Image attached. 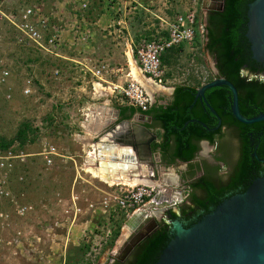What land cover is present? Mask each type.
Instances as JSON below:
<instances>
[{"label":"rangeland","instance_id":"374dc122","mask_svg":"<svg viewBox=\"0 0 264 264\" xmlns=\"http://www.w3.org/2000/svg\"><path fill=\"white\" fill-rule=\"evenodd\" d=\"M35 2H41L42 8L48 12L57 9L56 0H15L14 3H0V10L8 13L19 4ZM146 3L148 5L142 7L149 8L148 11L142 7L138 9L139 5L132 0L128 5L117 4L113 13L115 16L112 14L114 21L108 27L111 30L114 27L115 32L124 30L121 26H126L127 16H136L138 20L146 16L154 20V14L169 15L172 20L187 8L194 9L198 24H203V0H151ZM71 22L64 20L58 23L63 43L59 46L58 54H55L57 50L49 52L34 46L9 21L0 19V138L12 139L10 147L27 154L25 166H17V174L25 172V180L16 181L15 173L10 187L15 194L24 193L20 202L32 206L31 210L19 216L11 210V204L2 201L1 205L9 211L11 226L0 227V264H105L119 233L114 239L110 238L111 243L109 240L101 248L95 236H103L106 228L113 231L117 224L121 227L128 217L113 206H104L102 201L104 192L109 190L108 185L84 171L81 177L73 180L69 166H58L60 156H54L52 164L46 166L39 154L43 142L55 145L59 153H63V147L70 143L65 125L67 118H71L64 114L69 109L74 111V120L81 116L73 107L66 109L64 102L78 94H90V81L96 78L93 73L97 67L103 66L102 75L99 76H123L124 79L117 85H123L127 78L125 72L128 69L123 53L125 30L121 35H98V41L91 44L97 47L84 53L77 49L80 42L71 36L73 30L65 27ZM130 27L136 32L134 24L131 23ZM199 36L198 41L195 39L192 44H183L177 57L176 54L170 55L171 65L163 64L165 77L168 76L166 72L173 74L172 83L184 82L188 78L201 82L214 74V60L204 49L203 35ZM109 44L115 49L106 53ZM44 45L48 46L46 41ZM96 51L101 53L97 54ZM106 56L110 59L107 60ZM117 68H121L122 72ZM23 122L30 124L32 132L29 130L28 139L20 144L15 135ZM182 166L176 163L159 164L158 179L169 173L177 177V170ZM168 187L176 191L177 186L169 184ZM185 193L179 192V198H183ZM73 203L76 209H72ZM166 206V202L160 201L158 204H145L137 211Z\"/></svg>","mask_w":264,"mask_h":264},{"label":"water","instance_id":"95a60500","mask_svg":"<svg viewBox=\"0 0 264 264\" xmlns=\"http://www.w3.org/2000/svg\"><path fill=\"white\" fill-rule=\"evenodd\" d=\"M222 6L223 0H218L217 9ZM246 14L245 35L250 42L252 57L264 66V0L249 2ZM221 84L231 91L232 114L236 120L242 123L264 121V112L248 118L241 114L236 88L224 77H215L196 88L195 99L202 96L205 89ZM131 125L124 135L114 134L113 138H106L111 140L107 146L113 150L117 144L122 147L119 156L124 166L107 165L106 157L98 151L86 158L83 167L104 173L113 171L120 178L156 179L151 150L156 133L142 123ZM110 159L116 160L114 156ZM160 197L158 193L156 201ZM177 205L130 214L108 252V260L110 256L119 258L122 253L127 254L156 226V216L160 219L166 209L172 207L179 213ZM172 227V237L154 264H264V174L255 178L243 192L223 199L188 227L177 219L172 221Z\"/></svg>","mask_w":264,"mask_h":264},{"label":"trees","instance_id":"16d2710c","mask_svg":"<svg viewBox=\"0 0 264 264\" xmlns=\"http://www.w3.org/2000/svg\"><path fill=\"white\" fill-rule=\"evenodd\" d=\"M252 0H223L221 10L213 11L204 25V49L212 56L215 62L216 74H212L207 81L215 77H224L229 80L237 91V101L241 114L245 117H253L264 112V80L258 77H249L243 71L244 67L248 72L255 73L263 69L262 64L252 57L250 50V42L248 41L245 32L247 29V8L248 3ZM166 33L165 31L163 32ZM199 34H196V41L199 39ZM182 45L176 48L171 47L167 51L177 52L181 50ZM166 51V52H167ZM161 55L162 64H168L169 57L167 54ZM200 85L197 81L195 85H176L174 89V98L168 106L158 105L151 106L144 111L146 114H153L160 122L163 130L161 143L162 149L165 150L170 141L173 142V153L168 159L173 162L174 159L190 160L198 150L197 141L200 139H208L211 142L215 139V132L207 131V127L213 126L217 118L211 122L206 114L197 108V103H194L196 86ZM205 95L208 101L216 111V116H220L222 123L234 125L241 130V135L244 139L242 152L238 167L239 175L243 177L248 173L254 159L250 153L252 148L247 145V132L250 131L253 135H260V145L256 149V154L259 158H264V121L253 123H242L234 118L228 110V100L231 96V91L226 85H215L205 89ZM136 108L132 106H123V110H128L130 114ZM30 124L23 122L20 124L15 139L20 144H23L28 139ZM32 139V138H31ZM13 140H5L0 138V149L11 148ZM259 164V163H258ZM255 177L264 174L262 166L259 164ZM244 191V189H243ZM242 191V192H243ZM226 192H207V197L200 199L192 198L190 205L183 204L180 208L181 216L185 219H190L196 215L199 220L204 214L210 212L220 200H222ZM202 210V211H200ZM171 218H176L175 212H170ZM196 220H190L184 224L188 227ZM120 224H117L112 231V239L119 233ZM169 224L161 223L159 227L153 229L148 235L138 241L130 251L128 257L120 262L115 260L113 264H154L158 259L162 249L171 239ZM112 240L109 242L111 243Z\"/></svg>","mask_w":264,"mask_h":264},{"label":"built area","instance_id":"2783aa9c","mask_svg":"<svg viewBox=\"0 0 264 264\" xmlns=\"http://www.w3.org/2000/svg\"><path fill=\"white\" fill-rule=\"evenodd\" d=\"M11 3L15 0H0V3ZM91 0H56L57 9L51 12L45 11L42 8L41 2L31 4L18 5L11 12L0 10V19L4 18L9 21L18 30L22 37L30 41L36 47L45 48L49 52L55 54L59 52V46L62 42V31L59 22L64 20L63 8L69 6L72 16L71 23L65 24L73 31V37H78L79 42L92 35L86 28H79L76 20H84V13L90 8ZM53 20V21H52ZM53 22L50 24V22ZM164 33L157 32V35L146 39L141 38L134 45L133 51L136 58L137 66L143 76L152 80L156 84L167 86L169 84L165 77V71L161 62V55L171 47L192 44L195 41L196 34L201 36L204 33V24H198L196 12L194 9L187 8L183 12L175 15L172 20L165 21ZM46 38V39H45ZM46 41L48 46L44 45ZM77 42V41H76ZM103 66L97 67L94 71L95 76L101 74ZM121 71V68H117ZM5 75L6 72L4 71ZM127 77L123 85H112V91L118 94L126 103L132 105L144 112L148 110L152 104V96L147 91L146 87L137 78L134 77L130 68L125 72ZM207 82V78L201 81L200 84ZM46 166H50L53 157L59 155L55 145L48 142L42 143V148L39 152ZM27 154L16 152L12 148L0 149V227L6 228L11 226L9 211L1 204L5 202L11 204V210L17 215H23L32 209L28 203L20 202L19 199L24 196V193L15 194L10 187V180L13 176L15 168L19 165L25 166ZM16 181L23 182L25 180V172L15 176ZM103 198L104 206H113L121 210L126 216L136 212L145 204L155 203V196L160 193V188L156 185L137 183L134 185L117 182L109 185V190L105 191ZM179 199H161L166 202L167 206L178 204ZM112 203V204H109ZM72 209H76L73 203ZM113 208V209H114ZM79 210V209H78ZM104 210V209H103ZM19 233V232H17ZM98 237L97 244L101 248L102 244H106L112 237V230L106 228L103 236ZM33 238H31L32 240ZM14 242L17 239H13ZM10 242V241H9Z\"/></svg>","mask_w":264,"mask_h":264},{"label":"crops","instance_id":"0c3cea01","mask_svg":"<svg viewBox=\"0 0 264 264\" xmlns=\"http://www.w3.org/2000/svg\"><path fill=\"white\" fill-rule=\"evenodd\" d=\"M130 1L131 0H91L89 10H87V12L84 13V20H80V21L76 20V22L79 24V28L80 27H82L83 29L89 28L88 30L92 33V35L85 39H82L83 41L78 44L77 49L84 51V53L86 51H92V47L95 48L96 44L94 45L91 44L93 41L94 42L98 41L99 39L98 35H101V37H105L108 34L121 35V32L123 33L125 30V32L123 33V41H124L123 53L127 64L126 69L130 68V70L132 71L133 68H135L138 71L139 76L143 80H147L148 81L147 83L149 82L153 83L152 80H149L148 78L143 76L139 71L136 58L134 56L133 47L141 38L149 39L157 35V32L163 33L165 31L163 29L165 27L164 22L171 20L170 19L171 16L156 15L153 12L152 13L154 14V18H153L154 20H151L149 17L146 16L143 20H138L139 18H136V16L132 18L130 16H127V19L125 21L126 26L123 25L121 26L123 27L122 29L124 30L122 31L117 30V32H115L114 27L112 28L113 30H111V28H109L110 27L109 25L111 22L114 21L113 13L115 12L114 10V8H116L115 6H117V4L128 5ZM132 1H135L139 5L138 7L136 6L139 9V7L141 8L142 6L148 5L147 3L145 4V1H151V0H132ZM96 5L97 7H95ZM142 8L144 11L150 10L147 7H142ZM63 12H64V20H66V22L68 20H71L72 16L70 15L71 13L70 7L65 6L63 8ZM128 12L130 13L129 9ZM128 12L125 13L127 14ZM119 21L123 22L122 19H119ZM131 23L135 25L136 32L131 30L130 27ZM99 27L102 28V30H100ZM119 32L120 34H118ZM66 34L67 33H65V35ZM71 36L73 37V32L71 33ZM77 40L79 41L81 39L78 38ZM176 47L177 46H175L174 48ZM114 49L115 48H113L109 44L106 46V53L114 52ZM179 51L171 52V50H169L165 52L169 55L170 53L173 55L176 54L177 57V53H179ZM96 53L99 54L101 52L96 51ZM60 56L62 57L63 55L61 54ZM106 59L109 60L110 57L106 56ZM171 63L169 62L168 64H164V65L169 66L171 65ZM164 65L162 64V66ZM166 74H168V76L164 78L169 83L167 84V86L159 85L154 82L153 84L157 85L160 88L150 91L149 90L150 88L149 89L147 88L148 85L142 83L152 96L151 106L162 105L161 103L165 101V98L166 97L168 98L170 96L172 87L181 84L195 85L197 83L195 78L193 79L188 78V80L180 83H172L171 80L173 74L171 72L170 73L166 72ZM95 77H96L95 79L93 78L90 81L91 83L90 94L87 95L78 94L77 97L73 98L72 100H66V102H64L65 103L64 105L67 106L66 109H68L69 107H73L76 111L79 112L81 118L78 120H74L72 118L73 117L72 113H74V111L69 109L66 110L67 113H65L64 116L67 117L69 115V118H71V120L67 118L66 121L67 124L65 125L66 126L65 128L67 130L66 132L68 133V135H70V139H69L70 143L68 142L66 146L63 147L64 148L63 153L60 152L59 155L56 156H60V158H58L59 159L58 166H63L64 168L68 166L70 167V169L72 170L73 180L81 177L82 176L81 172L84 171L86 173H89L92 177H96L99 181L103 182L105 185L109 186L111 185L108 182L109 180L114 181L112 182L113 184V183H117L116 180L121 181L124 179H131V178L117 177L113 174V171H109L108 173H103V174H97V172H95L97 175H94L92 173L94 172V170H92L91 168L85 169L83 167L86 158L89 155L92 156L93 152L96 154V152L99 151L98 153L106 157L105 160L107 165L110 163L113 164L114 166H117V168L124 166V162L122 158L119 156L121 155L120 148L122 147L117 144V146L114 147L113 150V148L107 146V144L112 143L111 140H108L106 138L108 136L109 137L111 136L113 138L114 134L124 135L129 130V128L132 127L131 125L132 123L144 124L143 122H146V120H144L142 117V113L144 112L140 111L139 109H137L132 105H129L118 94L112 91L111 85H116L119 82H121L124 79L123 76L110 77L106 75L103 77L102 76H95ZM202 84L196 86V88H198ZM81 89H84V87H81ZM70 104L72 105L70 106ZM60 105L61 104H59V106ZM123 106H132L136 109L132 114H130L128 110H123L122 112ZM157 131L158 134L161 136L162 130L157 129ZM102 143L103 145H101ZM111 156H114L116 160L110 161ZM159 171H160L159 167L158 168L156 167V174H157L156 179L159 178L158 177ZM13 174H15V176L17 175V167L15 168ZM101 175L103 176L102 177L103 179L101 178ZM167 183L171 185L172 181L171 182L167 181ZM167 183H162V187H159L162 199H168V200L178 199L179 191L176 188H175L176 191L169 189L168 187L169 184Z\"/></svg>","mask_w":264,"mask_h":264},{"label":"flooded vegetation","instance_id":"af4514ba","mask_svg":"<svg viewBox=\"0 0 264 264\" xmlns=\"http://www.w3.org/2000/svg\"><path fill=\"white\" fill-rule=\"evenodd\" d=\"M205 1L206 0H203L201 12L203 14L202 22L204 25H207L209 15L213 11L221 10L222 8L217 9L218 0H207V2ZM214 64L215 62L213 63V68L215 71L214 74H216L217 70ZM262 67L263 69L258 70L255 73L248 72L245 67L243 71L250 78L258 77L259 79L264 80V66L262 65ZM175 87L176 86L172 87L170 96L168 98L166 97L165 101L161 103L163 106H168L173 100ZM194 100H196L194 101V103H197V108H201V110L206 114L211 122L214 121V118H217V120L213 126L207 127V131L215 132V139L213 140V142L208 139L198 140V150L190 160H181L176 158L173 162H169L168 159H170L173 153V142L170 141V145H168L167 148L163 150L161 146L163 137L162 135L160 136L157 131V129L162 130V128H160L161 126L159 120L153 114L142 113L143 119L146 120V122L143 123L152 132L156 133L157 136V140L152 142L151 144L155 167L158 168L159 164H182L183 166L177 170V177L175 176V179L172 181L171 185L177 186L175 188L179 192H186L185 196L182 198L183 202L181 203L180 201L177 205L179 213H176L171 207L166 209L165 213L162 214L160 219L158 218L159 216L157 217L155 215L156 226L152 228V230L159 227V225L163 223L169 224L170 233H172L173 220L177 219L183 224H187L190 220L197 219L196 215L191 216L189 220L185 219L181 216L180 212V208L183 207V204L190 205L192 203L193 197L204 199L207 197V192H226L222 198L223 200L230 195L241 193L243 189L245 190L252 183V181L257 178L255 177L257 171V169L255 168L259 164L262 166V170L264 172V158H259L256 154V149L261 143L260 135L258 137V135H253L250 131L247 132V145L253 149L250 155L254 159H256L257 162L253 160L251 167L248 169V173L241 177L239 175L240 169L238 167V164L240 161L242 147L245 142L243 136L241 135V130L234 125L222 123L221 117L216 116V111L208 101L205 93ZM228 102V110L232 114V94ZM202 145H204V147H202ZM153 181L158 183H155L153 185L162 187L161 179H155ZM222 200H220L219 202H221ZM170 212H175L177 214V217L171 218ZM131 250L132 249H130V251ZM130 251L124 255L123 253L121 255L119 254L121 256L119 258L110 256L107 264H113L115 260L123 262L128 257Z\"/></svg>","mask_w":264,"mask_h":264},{"label":"bare ground","instance_id":"6f19581e","mask_svg":"<svg viewBox=\"0 0 264 264\" xmlns=\"http://www.w3.org/2000/svg\"><path fill=\"white\" fill-rule=\"evenodd\" d=\"M132 73H133V75H134V77L135 78H137V79H139L142 83H144L145 85H148L147 86V88L151 91V90H155V89H159L160 87H158L157 85H154L153 83H151V82H149V83H147L148 81L147 80H143L140 76H139V73H138V71L135 69V68H133V70H132ZM104 91V90H103ZM205 149V148H204ZM92 169V168H91ZM92 170H94V169H92ZM91 170V171H92ZM95 172H97V174H103L104 172H102V171H100V170H94V172H92L94 175H97ZM103 176L101 175V178H102ZM103 179V178H102ZM175 179V176H173L172 174H164L163 176H162V178H161V181H162V183H167V181H173ZM104 181H106V180H104ZM117 182L119 181V180H116ZM110 184H112V182H114V181H111V180H109L108 181ZM119 182H123V183H125V184H130V185H134V184H137V183H144V184H150V185H153V184H155L156 182L155 181H153V180H150V179H138V178H131V179H124V180H121V181H119ZM156 184H158V183H156ZM176 197V196H175ZM161 199H162V197H160L159 198V200L158 201H156V199H154V202L156 203V204H158V203H160V201H161Z\"/></svg>","mask_w":264,"mask_h":264}]
</instances>
